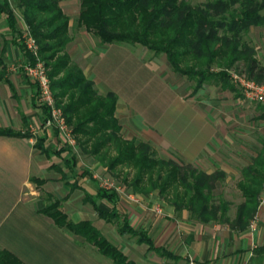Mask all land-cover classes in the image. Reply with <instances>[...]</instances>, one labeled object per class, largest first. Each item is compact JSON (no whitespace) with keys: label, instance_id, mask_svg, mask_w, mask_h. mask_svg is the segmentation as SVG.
<instances>
[{"label":"crops","instance_id":"obj_1","mask_svg":"<svg viewBox=\"0 0 264 264\" xmlns=\"http://www.w3.org/2000/svg\"><path fill=\"white\" fill-rule=\"evenodd\" d=\"M8 4L15 17V32L8 25L4 0H0V130L20 136L0 135V251H7L22 264H112L94 246L56 226L40 212L54 198L60 201V210L70 222H91L134 264H264V201H260L263 190L253 220L241 232L228 224L195 222L187 211L176 212L156 193L142 195L118 186L121 191L105 190L115 193L113 200L97 196L101 189L97 176L106 171L102 163L83 152L78 157L66 148L60 149L55 133L41 129L43 112L35 103V87L23 75L26 57L19 43L21 33L10 0ZM79 37H70L65 52L71 64L92 82L98 95L113 92L117 96L115 117L121 135L124 133L125 139L134 143L137 139H154L155 130L143 121H135L116 90L95 73L100 63L107 60L111 45H102L87 31L80 32ZM164 82L180 109L167 117L158 138L168 150L172 147L170 141L176 144V152L185 163L214 172L221 166L214 162L216 152L210 146L214 143V128L198 104L201 95L186 103ZM232 93L237 102L243 97L238 88ZM258 118L264 120V110ZM36 138L43 139L47 155L35 147ZM80 163L84 167L78 171ZM89 199L105 213L116 214L117 220L99 217ZM157 205L161 214L153 210ZM124 222L144 234L154 249L169 256L148 250L136 237L120 235L118 225Z\"/></svg>","mask_w":264,"mask_h":264},{"label":"trees","instance_id":"obj_2","mask_svg":"<svg viewBox=\"0 0 264 264\" xmlns=\"http://www.w3.org/2000/svg\"><path fill=\"white\" fill-rule=\"evenodd\" d=\"M15 1L38 44L41 60L51 68L48 77L56 105L62 108L83 153L97 159L113 174L118 168H129L122 179L124 184L142 195L157 191L176 212L187 211L195 222L228 224L238 232L248 227L264 187V143L251 164L242 170L237 187L243 201L230 219L229 203L216 201L214 194L218 182L225 177L223 171L207 173L188 163L157 158L147 143L134 144L123 139L115 117L117 96L113 92L98 95L92 82L71 64L64 52L70 41L69 18L59 7V0ZM79 1L77 25L102 45H139L155 55H164L175 74L195 81L193 93L208 83L235 92L229 70L237 63L244 65L240 75L264 84V66L256 59L254 48L244 40L251 28L264 26V0H205L200 5H192L189 0ZM4 9L8 25L15 32V17L8 0H4ZM18 38L26 60L34 62L20 34ZM42 112L46 116L47 111ZM0 135L20 136L10 130H0ZM35 147L47 155L43 139H37ZM109 151L115 152V157H109ZM97 196L113 200L115 193L100 189ZM89 202L99 217L117 220L116 214L105 213L91 199ZM40 212L56 226L94 246L112 264H134L91 222H70L60 210L59 200L51 198ZM117 230L120 235L136 237L148 250L169 256L163 250L154 249L144 234L127 223L118 225ZM0 264L22 263L7 251H0Z\"/></svg>","mask_w":264,"mask_h":264},{"label":"rangeland","instance_id":"obj_3","mask_svg":"<svg viewBox=\"0 0 264 264\" xmlns=\"http://www.w3.org/2000/svg\"><path fill=\"white\" fill-rule=\"evenodd\" d=\"M204 1L189 0L192 5H200ZM10 3L17 17V28L21 33L22 27L26 25L20 10L17 8L16 1L10 0ZM58 5L69 18V24H71L68 32L69 37L80 38L79 33L86 31L84 27L76 23L80 1L59 0ZM262 14H264V11ZM244 40L254 48L256 59L264 66V26L251 28L249 33L244 36ZM109 47L111 50L107 55V60L100 63L95 73L109 88L116 90L135 121L141 123L143 121L146 127H152L155 130L152 133L154 139L147 141L137 139L134 144L147 143L155 152L157 158L185 163L176 152V144L172 145L170 141L172 147L168 150L167 147H163L161 139L158 138L161 136L160 130H162V125L167 117H171L175 109H180L177 101L172 98L173 96L166 87L164 80L174 88L176 95L179 94L178 96L186 103L191 102L193 96L201 95L198 104L201 105L202 114L210 117L214 128V143L210 144L211 147L214 146V152H216L214 162L221 166L217 170L225 173V177L218 182L214 190L215 200L229 203L228 216L232 219L237 206L243 201L237 187V183L242 179V170L251 164L252 159L264 143V120L258 118V115L264 110L262 105L247 102L243 97H240L238 99V102L241 103L239 106L234 93L215 84L214 86L209 83L204 84L201 90L193 93L195 81H190L186 77L175 74L167 64L164 55H155L139 45L133 46L135 49L125 44H111ZM112 57L114 63H109V61H113ZM115 60L117 63H115ZM50 69V67L47 68L49 71ZM229 72L241 74L244 72V65L237 63ZM58 78H53V80ZM70 128L72 129L71 126ZM52 132L55 133L56 141L61 145L60 149L66 148L65 150L72 153V155L78 154V157L81 156L82 151L77 140L75 147H67L62 144L57 133ZM122 137L126 140L124 133ZM115 155L113 151L108 152L109 157H115ZM83 159L87 158L84 157ZM82 167L84 165L80 163L78 171H81ZM103 168L106 169V166H103ZM129 171L127 167L118 168L113 174L106 169L105 172L102 171L97 176L100 177L99 186L101 179L112 177L111 180L115 186H121L123 189L127 187L132 190L122 180L124 174ZM131 178L129 177L128 181H131ZM125 191L127 190L125 189ZM151 193L158 195L157 191ZM160 198L164 200L162 197ZM164 201L168 203L167 200Z\"/></svg>","mask_w":264,"mask_h":264},{"label":"built area","instance_id":"obj_4","mask_svg":"<svg viewBox=\"0 0 264 264\" xmlns=\"http://www.w3.org/2000/svg\"><path fill=\"white\" fill-rule=\"evenodd\" d=\"M21 39L28 55L34 61H25L22 65L23 75L35 87V103L42 111H47L46 116L43 114L41 129L56 132L63 145L73 148L76 145V139L72 129L66 122L61 107L56 105L48 77V70L39 56L38 44L26 26L22 28ZM229 75L232 84L239 89L246 101L264 106V84L249 80L244 75L233 72H229ZM36 131L37 129L34 128L33 132L35 133ZM100 186L104 190L121 191V188L115 186L109 178L101 179ZM260 201H264V193ZM153 210L157 214L161 213V208L158 205Z\"/></svg>","mask_w":264,"mask_h":264}]
</instances>
